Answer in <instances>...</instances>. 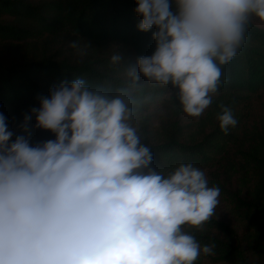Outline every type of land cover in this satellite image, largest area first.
I'll return each instance as SVG.
<instances>
[{"label":"clouds","instance_id":"clouds-1","mask_svg":"<svg viewBox=\"0 0 264 264\" xmlns=\"http://www.w3.org/2000/svg\"><path fill=\"white\" fill-rule=\"evenodd\" d=\"M137 28L155 49L126 68L176 90L184 114L212 105L230 65L264 22V0H136ZM71 47L78 48L75 42ZM81 54L83 52L81 51ZM112 64L122 61L117 52ZM20 125L55 139L31 144L0 113V264H195L212 255L186 227L202 230L215 215L220 189L192 162L153 166L133 121L129 88L111 92L82 77L61 80L39 97ZM216 114L224 134L238 121Z\"/></svg>","mask_w":264,"mask_h":264},{"label":"trees","instance_id":"trees-1","mask_svg":"<svg viewBox=\"0 0 264 264\" xmlns=\"http://www.w3.org/2000/svg\"><path fill=\"white\" fill-rule=\"evenodd\" d=\"M136 6V0H0V113L12 139L28 135L33 145L55 139L33 126L34 115L29 133L20 125L61 80L82 77L111 92L129 88L132 123L153 151V166L192 162L220 189L210 221L199 231L185 229L201 245L215 246L195 264H264V22L252 21L212 105L194 118L183 113L171 86L127 77L126 68L155 49V29L138 30ZM117 52L122 61L112 64ZM220 104L238 121L228 134L216 119Z\"/></svg>","mask_w":264,"mask_h":264}]
</instances>
